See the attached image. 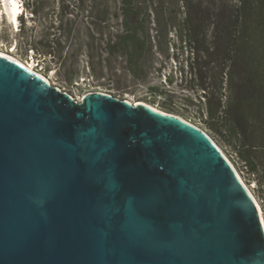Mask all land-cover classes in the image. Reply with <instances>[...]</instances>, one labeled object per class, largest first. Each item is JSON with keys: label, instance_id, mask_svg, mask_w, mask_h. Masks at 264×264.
Returning a JSON list of instances; mask_svg holds the SVG:
<instances>
[{"label": "water", "instance_id": "water-1", "mask_svg": "<svg viewBox=\"0 0 264 264\" xmlns=\"http://www.w3.org/2000/svg\"><path fill=\"white\" fill-rule=\"evenodd\" d=\"M0 264H264V227L198 128L0 52Z\"/></svg>", "mask_w": 264, "mask_h": 264}, {"label": "rangeland", "instance_id": "rangeland-1", "mask_svg": "<svg viewBox=\"0 0 264 264\" xmlns=\"http://www.w3.org/2000/svg\"><path fill=\"white\" fill-rule=\"evenodd\" d=\"M127 1L124 8L122 0H20L23 12L17 26L6 18L2 2L0 51L30 64L77 100L89 92H104L149 104L202 128L249 186L264 220V147L250 156L255 166L251 170L240 156L237 137L223 126L228 121L210 119L206 111L204 91L220 98L222 108L230 110L228 118L236 110L234 88L229 89L226 80L220 82L226 28L207 21L198 27L195 18L197 4L204 8L212 0ZM189 14L197 26L194 42L179 36ZM124 27L141 35L136 51L130 41L120 38Z\"/></svg>", "mask_w": 264, "mask_h": 264}, {"label": "trees", "instance_id": "trees-1", "mask_svg": "<svg viewBox=\"0 0 264 264\" xmlns=\"http://www.w3.org/2000/svg\"><path fill=\"white\" fill-rule=\"evenodd\" d=\"M122 3L124 8L128 6L127 0H122ZM216 3L214 0L208 1L204 8L198 3L200 8L195 12V18L198 27L207 21L219 22L226 28L220 53V82L226 80L229 89L234 88L236 110L228 118L226 113L230 110L222 108L220 98L213 99L204 91L206 111L210 119L228 121L223 123L224 128L237 137L241 158L248 162L251 170H255L250 156L258 148L264 147V0H238L237 3L220 2L219 5ZM192 21L190 14L186 16L183 23L184 34L179 35L188 42L197 40V26L194 27ZM140 37L135 29L128 27H124L120 35V38L130 41L135 51L138 49L137 41ZM212 51L214 54V49ZM208 53L211 52L208 50ZM240 60L246 62L240 63ZM197 75L205 90L207 87L201 71ZM255 118L260 119L253 121Z\"/></svg>", "mask_w": 264, "mask_h": 264}, {"label": "bare ground", "instance_id": "bare-ground-1", "mask_svg": "<svg viewBox=\"0 0 264 264\" xmlns=\"http://www.w3.org/2000/svg\"><path fill=\"white\" fill-rule=\"evenodd\" d=\"M2 2H4L5 6H6V7H5V8H6V13H4V14L6 15V18H8V19L12 22L13 25L17 26V25H18V14H19V12L21 11L20 6H19V2H20V0H0V3H2ZM0 52H1V53H4V54H6V55H9V56H11V57H13V58H15L16 60H18L19 62L23 63L25 66H27L29 69L33 70V71L36 72L37 74H40L39 72H37L36 70H34V68H33L30 64L24 63V62H22L21 60H19L18 58L14 57L13 55H10V54H8V53H6V52H4V51H0ZM40 75L43 76L42 74H40ZM43 77H44V78L50 83V81H49L45 76H43ZM74 99H75V98H74ZM128 101H130V100H128ZM130 102H131V101H130ZM132 103H135V102H132ZM141 103H143V102H141ZM144 104H146V103H144ZM147 105H149V104H147ZM149 106L152 107V108H154V109L160 110V109H158V108H156V107H154V106H151V105H149ZM160 111H162V110H160ZM173 115H175V114H173ZM175 116L179 117L180 119L184 120L185 122L189 123L190 125H192V126L198 128L199 130H201L202 132H204L209 138H211V137L209 136V134H208L205 130H203L202 128L196 126L195 124H193V123H191V122L185 120L184 118H182V117H180V116H178V115H175ZM211 139H212V138H211ZM223 154H224V153H223ZM224 155H225V154H224ZM227 159H228V158H227ZM228 160H229V159H228ZM229 161H230V160H229ZM230 163H231V162H230ZM231 165L233 166L232 163H231ZM233 168L235 169L234 166H233ZM235 171H236V173L238 174V176H239V178L241 179V181L243 182V184L245 185V187L247 188V190L249 191V193L251 194V196L253 197V199L255 200V202H256V204H257L259 210H260V213H261V208H260V206H259V203L257 202L256 198H255L254 195L252 194V192H251L249 186H247V185L244 183V181L242 180V178L240 177V175H239V173L237 172L236 169H235ZM261 218H262V223H263V227H264V220H263L262 215H261Z\"/></svg>", "mask_w": 264, "mask_h": 264}]
</instances>
